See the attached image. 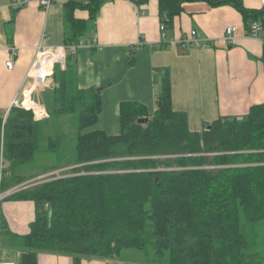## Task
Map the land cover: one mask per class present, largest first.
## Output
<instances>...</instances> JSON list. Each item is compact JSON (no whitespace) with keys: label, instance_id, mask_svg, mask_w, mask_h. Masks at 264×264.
Instances as JSON below:
<instances>
[{"label":"trees","instance_id":"obj_1","mask_svg":"<svg viewBox=\"0 0 264 264\" xmlns=\"http://www.w3.org/2000/svg\"><path fill=\"white\" fill-rule=\"evenodd\" d=\"M104 1L65 3L66 44L76 43L87 24L73 18L74 10L87 11L90 22ZM129 1L140 6L149 0ZM157 2L159 20L170 30L184 0ZM238 9L247 27L264 24L259 12ZM54 81L50 117L76 118L73 157L65 166L75 167L72 176L9 198L35 209L18 264H37L38 254L81 264L114 259L125 249L150 256L153 264H264V103L241 119L220 118L193 132L186 115L172 109L164 76L155 111L120 103V133L109 135L94 128L100 89H80L68 66ZM139 119L147 122L138 125ZM42 124L23 108L0 117L1 189L26 180L14 171L39 152L64 159L62 135L41 146Z\"/></svg>","mask_w":264,"mask_h":264},{"label":"crops","instance_id":"obj_2","mask_svg":"<svg viewBox=\"0 0 264 264\" xmlns=\"http://www.w3.org/2000/svg\"><path fill=\"white\" fill-rule=\"evenodd\" d=\"M67 1L54 0L45 12L34 2L11 11L9 0H0V117L7 116L15 101L25 100L26 107L37 106L47 113L38 121H47L50 111L46 103L50 101L52 109L56 106L54 75L66 66L73 70L80 89H100L101 113L94 128L109 135L120 132L111 134L98 126L106 105L116 116L120 130V103L135 102L153 113L164 76L170 83L172 109L186 115L193 132H200L220 118L241 119L252 106L264 103V46L246 35L247 26L238 9L240 4L259 12V20L264 23L261 0H236L238 6L226 0H184L182 12L174 17L164 39L159 30L157 0L140 6L129 0H105L90 22L87 11L76 9L73 18L87 23L79 38L84 45L69 54L63 67H54L49 85L34 88L27 74L36 48L63 46L71 34L65 22ZM229 26L235 32L224 44L222 36ZM192 30L199 33L201 43L181 49L177 41ZM169 40L176 43L168 45ZM10 48L13 64L7 69ZM27 92L30 95L25 98ZM116 126L115 123L113 127ZM1 208L5 231L24 236L34 220V204L13 201ZM4 261L8 260L2 257L0 262ZM37 264L72 262L68 257L38 254Z\"/></svg>","mask_w":264,"mask_h":264},{"label":"built area","instance_id":"obj_3","mask_svg":"<svg viewBox=\"0 0 264 264\" xmlns=\"http://www.w3.org/2000/svg\"><path fill=\"white\" fill-rule=\"evenodd\" d=\"M83 1L86 3L88 0H83ZM32 2L37 3L38 6L43 11L47 12L48 9L53 4L54 0H9L8 8L11 11H17ZM261 5L264 7V0H261ZM159 30L161 33V37L164 39L166 28L163 22H160ZM234 32H235L234 27L231 26L227 27L222 36V42L224 44H227L229 41H231ZM246 35L251 39L259 40L264 46V25L261 22L259 21L251 22L247 27ZM173 43L176 42L169 40L167 44L170 45ZM200 43H201V39L199 33L196 30L190 31L185 38H182L177 41V45L183 50H188L193 46L199 45ZM82 45H84V41L81 39H79L76 43L65 44L59 47H45L39 45L36 48L34 61L27 74V77L29 79H32V82L34 83L33 87L35 88L40 85L41 86L49 85L53 80L54 67L59 65L60 66L62 65L63 67L66 61L68 60L69 54L71 55L75 54L77 49ZM12 50L13 49L10 48L11 54L8 58V61L5 63V67L7 69L12 68V64H13ZM29 93L30 92H27L24 97L25 98L28 97L30 95ZM25 102H26L25 100L22 102L15 101L13 107L30 110L33 113L34 118L36 120L44 119L47 117V113L42 108L37 106L26 107ZM73 167L75 166L66 169L47 171L37 176L27 178L23 182L14 185L12 187H9L8 189L3 190L0 188V204L19 192L37 187L52 180L72 176L71 173H69V171ZM60 170L63 171L61 172ZM60 172L66 173L67 175L65 174L64 176H60L58 175L60 174ZM56 175H58L59 177H55ZM0 264H15V263L11 261H4V262H0Z\"/></svg>","mask_w":264,"mask_h":264},{"label":"rangeland","instance_id":"obj_4","mask_svg":"<svg viewBox=\"0 0 264 264\" xmlns=\"http://www.w3.org/2000/svg\"><path fill=\"white\" fill-rule=\"evenodd\" d=\"M106 104V103H105ZM48 110L52 111V104L50 101L46 103ZM54 107V106H53ZM112 114V115H111ZM117 124L116 128L113 127ZM43 141H41V146H46V139L48 137H55L57 135H62V157H57L55 154L42 153L39 152L35 155L33 161L24 166L18 167L14 171V175L23 176L25 178H30L37 176L42 173V170L49 168L51 166L57 167L58 169H66L72 166L65 167L69 160L73 157L74 152V138L76 135V118L74 115L60 116L58 118L50 117L47 121L43 122ZM99 127L107 128L108 132L111 134H118L120 132L118 126V120L116 116L111 113L109 105H106L105 112L99 120ZM95 127V126H94ZM194 127V125H192ZM114 128V129H113ZM61 172L63 170H60ZM58 174L64 176L66 173ZM70 173V172H69ZM56 175L55 177H59ZM67 175V174H66ZM15 200L7 199L0 204V259L2 257L4 260L19 263L20 256L23 251L22 235H16L12 232L5 231V221L4 212L2 210V205L5 203H11ZM28 231V229H27ZM262 237L264 239V231L262 232ZM67 257V256H63ZM71 260V259H70ZM72 262V261H71ZM89 264H153L152 258L150 256H145L142 252L134 249H125L121 254L114 259H91L85 261Z\"/></svg>","mask_w":264,"mask_h":264},{"label":"water","instance_id":"obj_5","mask_svg":"<svg viewBox=\"0 0 264 264\" xmlns=\"http://www.w3.org/2000/svg\"><path fill=\"white\" fill-rule=\"evenodd\" d=\"M226 2L238 6V3H237L236 0H226ZM146 122H147V119H139V120L137 121V124H138V125H144Z\"/></svg>","mask_w":264,"mask_h":264}]
</instances>
